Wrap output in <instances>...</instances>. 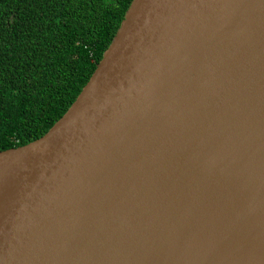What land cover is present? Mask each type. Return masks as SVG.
Instances as JSON below:
<instances>
[{
  "label": "water",
  "instance_id": "water-1",
  "mask_svg": "<svg viewBox=\"0 0 264 264\" xmlns=\"http://www.w3.org/2000/svg\"><path fill=\"white\" fill-rule=\"evenodd\" d=\"M0 264H264V0H131L65 112L0 150Z\"/></svg>",
  "mask_w": 264,
  "mask_h": 264
},
{
  "label": "trees",
  "instance_id": "trees-1",
  "mask_svg": "<svg viewBox=\"0 0 264 264\" xmlns=\"http://www.w3.org/2000/svg\"><path fill=\"white\" fill-rule=\"evenodd\" d=\"M131 0H0V150L45 133L87 82Z\"/></svg>",
  "mask_w": 264,
  "mask_h": 264
}]
</instances>
